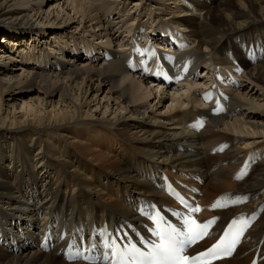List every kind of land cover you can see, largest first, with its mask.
<instances>
[{"label": "bare ground", "instance_id": "bare-ground-1", "mask_svg": "<svg viewBox=\"0 0 264 264\" xmlns=\"http://www.w3.org/2000/svg\"><path fill=\"white\" fill-rule=\"evenodd\" d=\"M17 1L21 0H0V21L20 25L0 31V105L3 101L14 104L27 89H33L37 96L33 102L41 107L26 99L21 103L25 111L22 116L16 117L15 122L0 123V264H94L67 261L58 253V246L43 250L34 234H39L46 224L66 226L69 230L87 229L95 224L109 228L112 235L126 221L132 224L146 221L138 213L141 203L171 202L161 189L167 178L200 187L199 198L205 206L220 194L247 196L239 206L216 210L220 214L216 226L219 228L238 209L257 211L254 223L227 262L245 264L257 250V264H264V118L260 114L264 113L261 109L264 108L261 92L264 91V0H185L192 9L183 10L191 15L180 18L172 12L174 16L170 19H165L168 8L164 9L158 1L129 0L135 11L128 4L123 7L130 9L127 10L132 15L128 17L135 20L126 26L131 27L129 34L135 30L133 35H125L126 19L119 21L124 23L117 29L115 21L99 15L100 8L109 9L108 0H94L96 3L75 0L86 7L83 15L88 10V17L96 20L97 26L89 33L84 29L76 35L100 34L96 40L101 39V45L77 38L67 48L55 42L59 44L55 56L43 52L41 57L37 55L45 51L42 46H47L49 39L69 34L66 31L70 26L64 22L71 20V16L65 12V21H58L61 4L57 0L49 4L57 5L56 9L48 10L41 5L45 0L28 1L24 7L16 6ZM112 1L119 8L121 2ZM193 11H199L200 15L195 17ZM142 14L147 16L146 21L140 19ZM172 25L184 27L185 37L190 38L181 54L187 58L182 61L186 63L184 69L194 73L201 65L203 74H194V80L190 81V89L192 85L195 87L194 98L183 100L182 95L172 93L174 105L167 106L166 115H157L148 110L147 98L152 89L143 90V83L133 79L135 75L141 77L137 73H141V68L130 65L132 54L126 47H130L135 37L140 43L149 38L168 48L166 38L157 34ZM104 35L108 38L105 43ZM122 41L125 43L121 44ZM241 46L248 50L247 54ZM29 47H33L30 52ZM81 54L87 56L86 60L80 61ZM46 55L49 57L44 58ZM16 57L23 62L19 68H29L25 73L21 71L22 76L11 74L7 63ZM230 58L237 59L243 67V77L250 81V84L239 82L238 87L245 91L241 94L263 103L258 101L257 108L232 92H225V111L206 118V124L196 130L190 121L207 112L197 96L202 91L199 85L208 83L200 82L209 72L202 63L210 59L232 62ZM98 59L102 60L100 64ZM141 75L142 80L150 79ZM211 76L210 73V79ZM94 81L102 82L106 93H117L115 114L124 109L129 112L126 115L119 112L111 122L86 119L77 103V92L85 83L93 89ZM253 83L263 89L259 91L258 85L252 87ZM225 84L231 85L232 81ZM98 90L101 89L95 92ZM181 103L185 109L175 108ZM27 105L35 111L29 114ZM233 115L234 119L226 122ZM141 117L143 120L139 121ZM254 135L262 138L254 139ZM222 143L225 149L219 152ZM245 158L250 159V167L242 178L235 179ZM199 177L203 179L201 183ZM211 212L205 208L202 215Z\"/></svg>", "mask_w": 264, "mask_h": 264}, {"label": "rangeland", "instance_id": "rangeland-1", "mask_svg": "<svg viewBox=\"0 0 264 264\" xmlns=\"http://www.w3.org/2000/svg\"><path fill=\"white\" fill-rule=\"evenodd\" d=\"M28 1L31 2L33 0H21L20 2L17 1L16 6H22V7H24V6H26L25 3H27ZM57 1L61 4V6L58 7V10H60V8H61V14L59 15L58 21H60V22L65 21V18H67L66 15L64 16V13L65 12H67L68 15L71 16V20H68V21L64 22L68 26H70L69 27L70 29H68L70 32L69 31H66V32L69 33V34H66L67 36L66 35H61V36L60 35H56V38L54 37L52 39H49L50 42L47 44V46L46 45H43L42 46L43 47L42 50L45 48V51L43 50L37 56L38 57H41L40 55L43 52L54 55V53L58 52V49H59L58 48L59 47L58 46L59 44H57L58 42L60 43L61 46L66 47V46H69V45L73 44V40L76 39V38H77V40H82L85 43H87L88 41L89 42L91 41L90 42L91 44L101 45V43L99 42V41H101V39L96 40L97 38H99L101 36L100 34H99V36L98 35L97 36L95 35L96 37H91L89 34L88 35L87 34H81V35L78 34L80 36L76 35V33L81 32L84 29L87 30V32L89 33L91 30H95V28H97V26L95 25L96 20H91V17H88L89 16L88 10H87V14L83 15L84 14V10H85L86 7H84V6L81 7V5H79L75 0H57ZM81 1H91V2L93 1V3H96L94 0H81ZM108 1H109L108 2V5L111 2V5H110L109 9L106 8V7H103V8H100L99 9L100 11H98V13L100 12L99 15L101 14L102 19H104V17H105L108 20L115 21L116 28L117 29L119 27H122V24L124 22H125V24L123 25V29L127 25H131V24H133L135 22V20L129 19V17H128L129 14L132 15L131 14L132 12L129 13L130 11H128V10H130L132 7H134V9H132V10L135 11V6H134L133 2H131V4H130L129 0H117L118 3L121 2L120 3V6L118 8L117 3L113 2L112 0H108ZM150 1H158V3L161 4L160 6H163V7L166 6L168 8V12L167 11H166L167 13L165 12L166 13L165 19H170V17H172L174 15L177 16V17H180V18H184V17H187L188 15H191L190 12L189 13H186V11L183 10L185 8L192 9V8H190V6L187 4V2L185 0H178V1L177 0H149L146 3H149ZM53 2H54V0H47V1L45 0V1H43L41 3L43 10H48L49 8L56 9L57 5H54L52 7L49 5L50 3H53ZM123 2H124V4H122ZM144 2H145V0L142 1V3H144ZM62 4H63V6H62ZM126 5L129 6L130 9L128 7H125V8L123 7V6H126ZM141 6L142 5L139 6V9L141 8ZM146 8L147 7H145V9ZM105 9H108V10H105ZM164 9H165V7H164ZM122 10H123V12H122ZM126 11H127V13H126ZM138 12H140V11H138ZM169 12H171V14L168 15ZM172 12H174V15H173ZM193 12L197 15V16L195 15V17H198V15H200L199 11L198 12L197 11H193ZM111 13H112V15L109 16ZM125 13H126V15H125ZM55 15H57V12L56 11H55ZM118 16H120L121 18H118ZM124 16H126L127 18H125ZM139 17H141L140 19H142L144 21H146V19H147V16L145 14H142ZM82 18H84L83 19V22L80 23V21H81ZM122 19H126V20H124V22L121 24V22H119V21H121ZM131 21H133V22H131ZM11 25L12 24H8L7 22L0 21V31H3L5 29H12V28L14 29L15 27H19L20 26L19 24H16V23L13 24L14 26L13 25L11 26ZM118 25H119V27H118ZM23 26L24 25H22L21 27H23ZM91 26H94V27H91ZM130 28H131L130 26L128 28L127 27L125 28V30H126V32H125L126 34L124 33L125 35H128L129 34L128 33L129 32L128 30ZM180 28H184V27H181L180 26ZM185 32H187V30ZM1 35L2 34H0V36ZM71 35H72L73 38L71 37ZM70 38H71L72 41L70 40ZM128 38H129V36H128ZM121 39H123V38H121ZM107 40H108V38L104 35L103 36V39H102L103 43H105ZM55 42H57V43H55ZM122 43H125V41H122L121 44ZM39 44L41 45L42 43H39ZM126 45L128 46L129 44H126ZM31 49L33 50V47L32 48L29 47L28 48L29 51L28 50L27 51L30 52V51H32ZM81 55L79 56L80 61L86 60L87 56L86 55H82L81 56ZM46 57H49V55H46L44 58H46ZM98 60L97 61L100 64L102 62V60L101 59H98ZM95 61H96V59H95ZM7 63H8V66L10 67L9 69H11L10 70L11 74H14L15 73V74H18V76H22L20 73H22V72L25 73L29 69V68H27L25 70V69H23L21 67L20 68L18 67L19 64L23 63L22 61L19 60V57H16V59H14L12 61H8ZM137 73L141 77L139 78L138 75H135L134 76L135 78H133V79H135L136 81H139V82L143 83V85H144L143 86V90L146 91V89L147 90L148 89H152V91H153L152 94H150L148 96V98H147L148 110L149 111H151V110L155 111L157 113V115L158 114L159 115H166L167 112H168L167 111L168 110V107L167 106L171 105V103H172V105H174L175 100L171 96L172 93H173V95H177V97H180V95H182L183 96V100L184 99L185 100L188 99V97L191 98V99L194 98V96H192L190 94V92L192 90L189 87V84L190 83H186L180 89H172V91H170L168 88H164L160 83H158V82L156 83L155 81H154L155 83L152 82L153 80L151 78L150 79H146L145 78L146 80H142L141 79L142 78L141 73H139V72H137ZM202 74H203V72L201 73V75ZM198 75H200V74H198ZM241 78L242 79L240 81H242V80L243 81H247V83L250 84V81L246 80L245 77H243V74H242V77ZM149 80H152V81H149ZM205 80L206 79L204 77L203 80H201L200 82H204ZM128 81H131V79L127 80V82ZM256 86H257V89L258 90L260 89L259 91H261L263 89V87L261 85H259L258 83H253L252 84V87H256ZM248 87L245 88L246 91L248 90ZM97 88L98 89L100 88L101 90H98V91L95 92V89H97ZM159 90H161V91H159ZM173 90H175V91H173ZM176 90H178V91H176ZM230 90L232 92L230 94H233L239 100L244 101V103L253 104L254 106H256V104H257L258 101H259V104L260 103H263L262 102L263 100H258V101H255L254 102L252 99L247 98L249 96L246 97L245 94H241V93H243L245 91H244V89L243 90L242 89L240 90V87H238V86L237 87H230ZM261 92L264 93L263 90ZM77 93L79 94V99L77 100V103L81 107L82 111L84 112L83 115L85 116L86 119L88 118V119H92V120H103V121H107V122L110 121L111 122L112 120H115L116 119L115 117L117 115H119V112L122 113V115H126L129 112V110H125L124 109L123 112H121V111L118 112V110H117L118 113L115 114V110L117 109V106H118V103H119V101L116 100L117 93L116 92L113 93V94L106 93V87H104L103 84H102V82L100 83V81H98V82L97 81H94V83H93V89L91 88V84L88 85V84L85 83L83 86H81V89L78 90ZM35 96H36V92L33 89H27L23 94H21L18 97V99L15 101L14 104L12 102H9L8 103L6 101H3V103L0 105V123L1 122H4V121H5V124H8L10 122H15V118L16 117L18 119V116H20V115L22 116V114L25 111H24V107L21 106V103L23 101H25L26 99L27 100H31L32 103L35 104V106L36 105L39 106L38 105L39 103H37L35 101L33 102ZM7 98L8 97H5V100H7ZM191 99H189V100H191ZM56 100H57V98H56ZM47 103H49V101ZM183 103L185 104L184 101H183ZM183 103H181V105L175 106V108L185 109L184 106H183L184 105ZM196 103H198V102H196ZM120 105H124V103H122ZM196 105H198V104H196ZM26 107L28 108V111H30L29 114H31L32 111H35V109L31 105H27ZM39 107H41V106H39ZM48 109H51V106L50 105H49ZM261 109L264 110V108H261ZM257 110H258V112L261 111L260 109H257ZM260 114H262V116L264 118V113H260ZM39 115L42 116L43 115V112L41 114H39ZM234 117L235 116L233 115L232 119H231V117L230 118H226V122H231V120H233ZM138 120L139 121H142L143 119L141 117V118H138ZM170 127H171V130L174 129L173 126H170ZM220 129L225 130L224 129V126H221ZM254 136H255L254 139H259L260 140L262 138L261 135H254ZM37 223H39V222H37Z\"/></svg>", "mask_w": 264, "mask_h": 264}, {"label": "snow or ice", "instance_id": "snow-or-ice-1", "mask_svg": "<svg viewBox=\"0 0 264 264\" xmlns=\"http://www.w3.org/2000/svg\"><path fill=\"white\" fill-rule=\"evenodd\" d=\"M237 178L240 179L242 176H238ZM233 202L235 203L236 201ZM226 206V204L221 203L213 205V207L217 208ZM190 211L191 213H199L202 209L199 206H196L192 207ZM214 222V220H210L205 223H199L195 218L189 216L186 221L188 225L186 234L171 227L167 236L162 232L157 231L156 235L161 237V243L154 245L151 259L147 261V264H212V261L214 260L231 256L236 242L244 231L247 221L233 220L230 225V232L225 233L216 244L207 248L204 252H200L196 256L191 257L183 254L186 246L195 244L210 235L209 229ZM176 237H184L180 247H176ZM109 247H111V245ZM78 257L89 259V257L83 256V254L79 252L70 255L69 259L75 260ZM141 264H145V262L141 261Z\"/></svg>", "mask_w": 264, "mask_h": 264}]
</instances>
